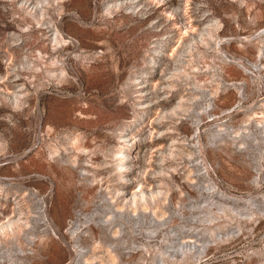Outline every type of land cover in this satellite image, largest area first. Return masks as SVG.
Listing matches in <instances>:
<instances>
[{
	"label": "rangeland",
	"instance_id": "374dc122",
	"mask_svg": "<svg viewBox=\"0 0 264 264\" xmlns=\"http://www.w3.org/2000/svg\"><path fill=\"white\" fill-rule=\"evenodd\" d=\"M0 264H264V0H0Z\"/></svg>",
	"mask_w": 264,
	"mask_h": 264
},
{
	"label": "bare ground",
	"instance_id": "6f19581e",
	"mask_svg": "<svg viewBox=\"0 0 264 264\" xmlns=\"http://www.w3.org/2000/svg\"><path fill=\"white\" fill-rule=\"evenodd\" d=\"M48 217V216H47ZM48 221L50 222V224L52 225V226H54L53 225V221L50 219V218H48ZM55 229V228H54ZM54 231H56V229L54 230Z\"/></svg>",
	"mask_w": 264,
	"mask_h": 264
}]
</instances>
